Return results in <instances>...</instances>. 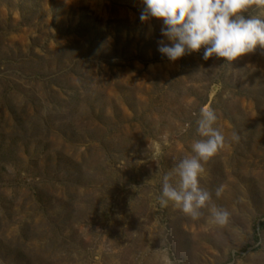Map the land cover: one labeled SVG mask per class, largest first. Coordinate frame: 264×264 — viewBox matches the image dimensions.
Returning <instances> with one entry per match:
<instances>
[{"label":"rangeland","instance_id":"obj_1","mask_svg":"<svg viewBox=\"0 0 264 264\" xmlns=\"http://www.w3.org/2000/svg\"><path fill=\"white\" fill-rule=\"evenodd\" d=\"M144 7L0 0V264H264V48L170 61ZM205 107L226 146L200 186L224 225L158 202Z\"/></svg>","mask_w":264,"mask_h":264},{"label":"clouds","instance_id":"obj_2","mask_svg":"<svg viewBox=\"0 0 264 264\" xmlns=\"http://www.w3.org/2000/svg\"><path fill=\"white\" fill-rule=\"evenodd\" d=\"M143 4L142 22L149 17L163 21L162 35L171 44L161 42L159 51L170 61L203 48L205 61L215 56L231 62L253 53L257 46L264 48V18L245 15L253 5L264 7V0H143ZM217 120L214 109H201L197 133L202 138L192 143L193 155L175 165L173 171L178 177L175 184L170 182V174L163 177L158 202L162 208L171 202L192 219L199 218L201 210L208 208L212 222L224 225L230 213L212 203V194L200 186V178L206 172L204 163L226 146L225 135L214 127ZM239 139L237 133L232 134L233 141ZM223 191L221 185L215 195L220 197ZM164 261L171 264L167 257Z\"/></svg>","mask_w":264,"mask_h":264}]
</instances>
